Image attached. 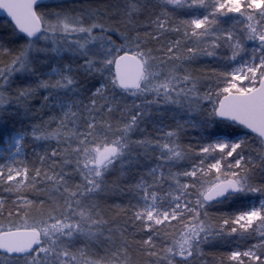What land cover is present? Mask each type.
I'll use <instances>...</instances> for the list:
<instances>
[{"label": "snow or ice", "instance_id": "1", "mask_svg": "<svg viewBox=\"0 0 264 264\" xmlns=\"http://www.w3.org/2000/svg\"><path fill=\"white\" fill-rule=\"evenodd\" d=\"M0 11V264H264V0Z\"/></svg>", "mask_w": 264, "mask_h": 264}, {"label": "trees", "instance_id": "2", "mask_svg": "<svg viewBox=\"0 0 264 264\" xmlns=\"http://www.w3.org/2000/svg\"><path fill=\"white\" fill-rule=\"evenodd\" d=\"M104 2H105V0H69L68 1V3H91L93 6H95L96 4H99V3H104ZM5 20H6L5 18L0 16V38L6 37L9 33V29L5 25ZM194 67L199 68V67H201V65H195ZM37 106H38V104H37ZM0 123H3V121H0ZM8 126L11 127V124L9 123ZM149 130H151V124H149ZM0 145H2V142H0ZM41 151H42V149H41ZM28 152H29V160H31L32 159V152H33L32 147L28 148ZM118 176H119V172H114L112 175H110L106 178V182L108 184H111L112 181L114 179H116ZM110 196H111V198L106 201V203H108V204L121 203L124 200V197H121L118 192L111 193ZM6 215H7V213H5V216ZM2 219L3 218L0 217V220H2ZM221 250H222L221 248H211V247L204 249L205 253L207 254L206 258H207L208 264H212V260H211L212 254L218 253Z\"/></svg>", "mask_w": 264, "mask_h": 264}, {"label": "water", "instance_id": "3", "mask_svg": "<svg viewBox=\"0 0 264 264\" xmlns=\"http://www.w3.org/2000/svg\"><path fill=\"white\" fill-rule=\"evenodd\" d=\"M0 16L3 17V18H5V19H7V14L4 13L3 11H0Z\"/></svg>", "mask_w": 264, "mask_h": 264}, {"label": "rangeland", "instance_id": "4", "mask_svg": "<svg viewBox=\"0 0 264 264\" xmlns=\"http://www.w3.org/2000/svg\"><path fill=\"white\" fill-rule=\"evenodd\" d=\"M69 0H67V2H68ZM3 150V144L2 145H0V151H2Z\"/></svg>", "mask_w": 264, "mask_h": 264}]
</instances>
